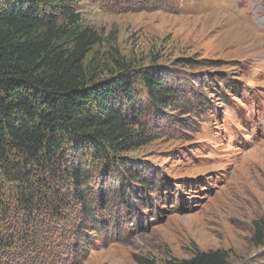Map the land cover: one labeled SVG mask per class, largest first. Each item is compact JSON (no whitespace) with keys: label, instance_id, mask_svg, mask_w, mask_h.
<instances>
[{"label":"rangeland","instance_id":"rangeland-1","mask_svg":"<svg viewBox=\"0 0 264 264\" xmlns=\"http://www.w3.org/2000/svg\"><path fill=\"white\" fill-rule=\"evenodd\" d=\"M71 7L101 39L85 61L90 78H106L116 61L158 65L182 95L142 122L148 143L124 154L149 190L127 201L119 177L102 190L93 180L98 231L72 215L31 239L4 220L0 264H44L48 255L51 264H166L218 250L230 264H264V0Z\"/></svg>","mask_w":264,"mask_h":264},{"label":"trees","instance_id":"trees-1","mask_svg":"<svg viewBox=\"0 0 264 264\" xmlns=\"http://www.w3.org/2000/svg\"><path fill=\"white\" fill-rule=\"evenodd\" d=\"M71 5L0 0V222L31 239L72 215L101 230L93 180L102 190L119 177L127 201L149 190L124 154L148 143L142 122L182 95L171 69L158 65L116 61L106 78H90L85 61L101 39ZM261 233L257 226L258 244ZM166 264L230 263L218 250Z\"/></svg>","mask_w":264,"mask_h":264}]
</instances>
